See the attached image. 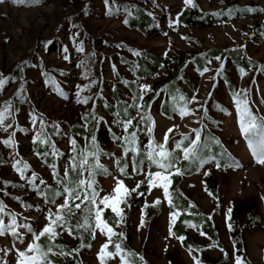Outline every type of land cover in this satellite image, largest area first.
<instances>
[{"label":"rangeland","instance_id":"obj_1","mask_svg":"<svg viewBox=\"0 0 264 264\" xmlns=\"http://www.w3.org/2000/svg\"><path fill=\"white\" fill-rule=\"evenodd\" d=\"M194 3L196 7L186 6L184 0H39L38 3L28 0L23 4L4 0L0 3V77L5 79L0 87V111L11 102V115L4 124L12 125L7 131L0 128V201L7 206L6 211L17 215L18 223L30 224L33 232H38L46 223L47 210L55 211V206L46 203L45 196L20 178L13 167L17 159L29 165L26 176L35 173L46 182L47 187L39 180L36 183L47 200L55 198L57 204L63 202V197H54L62 187L57 180L66 169L70 180L77 179L79 169L72 171L70 162L81 150L91 147L93 136L102 150L99 162L106 169L96 175L101 196L112 192L117 179H122L129 189L145 180L147 164L144 162L140 167L143 173L134 172L136 153L125 156L119 143L123 140L116 139L135 130L132 127L128 133L124 132L119 121L128 118L122 112L129 111L136 118L134 121H138L134 105L142 103L141 113L150 115L155 124L151 136L146 130L147 122L137 132L141 153H146L150 139L163 143L170 128L174 131L166 145L169 150L175 149L174 141L180 140L182 134L198 129L202 142L210 131L228 153L226 160H218L220 168L215 166L216 159L206 158V162L198 165V171L183 177L179 185L191 204L210 217L216 239L203 228H190L203 248L191 252L185 249L181 240L169 231L170 214L176 210L167 202L163 189L154 187L144 203L140 204L141 195L135 193L128 198L130 207L121 205L123 223L112 226L124 238L113 237V242L121 243L124 248L130 235L132 248L138 258H144L143 264H172L170 257L176 259L175 264H196L193 257L200 264H236L237 256L242 258L241 264H264V165L255 162L241 133L234 101V93L240 92L243 98L246 91L253 113L264 116V38L260 32L264 28V11H260L264 9V0H194ZM233 4L239 7V12L229 21L210 26L176 23L184 9L215 12ZM212 48L242 49L251 61V68L246 70L229 58H210L205 59L203 70L199 71L200 66L188 55L185 66L174 78L159 63L153 66L151 75L140 72L141 62L151 61L153 56L164 60L180 57L183 52L200 54ZM137 52L140 54L136 55ZM228 79L232 88L226 82ZM171 82L182 89L180 98L191 100L195 96L197 102L187 105L195 115L180 117L177 109L184 103L180 98L178 102L182 103L169 107L168 115L162 112L168 92L165 87ZM158 83L165 84L159 95L154 93ZM141 85L152 89L144 94L142 101L136 99ZM151 94L156 97L151 107L146 108L144 99ZM116 96L123 102L122 109L116 108ZM83 97L91 99L87 104L78 103ZM33 115L37 117L35 124ZM89 116L95 117L99 132H88L85 117ZM20 128L25 131H19ZM13 132L15 146L10 148L2 141ZM37 133L46 137L45 143L36 141ZM72 140L76 141L75 152ZM232 160L239 166L228 167ZM52 165L59 177L53 176ZM121 167L126 174H121ZM211 180L216 181L217 196L208 188ZM157 199L161 203L153 206ZM238 204L247 207L256 204V210L247 213L234 227L230 224L229 209ZM142 219L144 226L140 227ZM4 220L7 224L10 218L4 216ZM18 231L23 234V240L10 234L0 236V249H5L0 251V264H17L16 249L24 251L32 241V233L27 229ZM59 237L70 244L74 242L67 232ZM106 242L107 237L97 230L96 239L89 243L91 247L79 251L81 264H100L97 254ZM110 247L107 251H114ZM106 264L122 262L117 256L107 259Z\"/></svg>","mask_w":264,"mask_h":264},{"label":"snow or ice","instance_id":"obj_2","mask_svg":"<svg viewBox=\"0 0 264 264\" xmlns=\"http://www.w3.org/2000/svg\"><path fill=\"white\" fill-rule=\"evenodd\" d=\"M28 0H13V3L23 4L27 3ZM34 2H39V0H34ZM0 3H4V0H0ZM184 4L190 7H196L194 0H184ZM245 11L254 12L257 9L248 8ZM260 11H264V9H260ZM232 10L230 9L228 14L230 15ZM221 13H214V15H220ZM127 23V21H125ZM176 23H179V18L177 17ZM82 50V49H81ZM140 53L137 52L136 55ZM216 59H220L217 57ZM204 71H208L207 68ZM222 71L218 70V74ZM203 74V73H201ZM5 83V79L0 77V87H3ZM89 87V86H86ZM140 96L139 100H143L144 94L146 92L152 91L149 85H141L139 86ZM84 89H81L83 91ZM63 95V92L60 93ZM19 95V93H18ZM79 95V94H78ZM159 95V93H157ZM90 97H83L78 99V103L87 104L90 100ZM184 101L183 106L177 109L181 118L187 115H195V111L189 110L187 105L189 103H196V98L193 96L191 100H185L184 97L180 98ZM234 101L236 104L237 112H238V122L244 139L247 142V145L251 151V154L254 157L256 163L260 165H264V116H260L256 113H253L252 108L249 106V101L247 98V92L244 91L243 98H241V93H234ZM139 114V120L136 124H133V121L136 119L135 117H129L126 120L119 121L121 127L123 128L125 133H128V129L134 127L135 130L131 133L123 137H116V139H122L124 141L123 154L125 156L128 155L129 152L133 154L139 151L137 146L138 136L137 132L140 130L141 125H144L147 122V133L151 136L152 127L155 124V121L152 120L150 115L142 114L141 110L144 108L142 103H138L134 105ZM150 108L151 105L149 104ZM11 102H9L3 111H0V128L4 131H7L8 128H11L12 125L5 126L4 121L8 116L11 115ZM206 114V113H205ZM95 118V117H94ZM33 124L36 123L37 117L33 115L31 117ZM42 119V118H40ZM87 119V117H85ZM19 131H25L20 128ZM174 131V128H170L167 130L164 136L163 143H156L153 140H149V143L146 146V159L152 165H154L158 170L155 172L148 171L143 173L142 168H137L135 163L133 165L134 172L143 173L145 175V180L137 183L135 188L129 189L122 179H117L116 184L111 193L101 196L98 184L96 182V175L98 172H106L103 165L99 162V157L102 153V150L99 149L96 144L95 136L92 137L91 141V151L81 150L76 156L72 157L69 168L72 171H76L79 169L77 179L72 181L69 179V173L66 169L64 175L57 180V183L62 185L61 189L54 193V197H63V202L57 204L56 199L53 198L51 201L47 200V196L43 192V189L39 188L37 185V180L39 183L47 187L45 181L40 179L35 173H32L30 177L26 176L25 173L29 169V165L17 159L13 167L20 174V178L24 179L29 183L37 192L45 196L46 203H51L55 206V211L52 208L47 210V214L45 216L46 223L38 232H33L30 224H20L17 220V215L15 213L6 211L7 206L4 205L3 201H0V236H5L10 234L15 237L17 240H23V234L18 231L19 228H25L28 232L32 233V241L27 245L24 251H20L16 249L18 259L17 264H54V261L51 257L55 256H71L73 253L79 254L81 248L91 247V244H84V234L87 233L90 235L91 239H96L97 230L104 236L107 237V242L104 243L100 251L98 252V260L100 264H106L107 259H115L119 256L122 264H131L129 261V257L136 256L137 254L131 251H127L122 247L121 243H114L113 245V237L124 238V234L117 233L114 230L112 224L109 223L107 219L104 218V212L106 210H110L112 214H114L111 219L113 223L117 226L123 223L124 220V209L121 205H128V198L132 195V193H137V195H144L143 192H140L139 189L141 185H146L149 193L152 188L159 187L163 189V195L166 198L169 205L175 208V205L171 199V193L169 192V187L172 183L171 177L173 175H183V172L178 167V163L180 159L189 160V161H197L198 163H204L206 161L201 160V152L204 150L206 145L201 141V132L198 129H192L189 134H182L180 140L174 141V147L177 150H180L181 156L175 157L173 155V151L167 149L166 145L168 143L169 134ZM194 134V135H193ZM15 132L11 133L9 137L2 141V143L7 147H14ZM36 141L40 143L46 142V137H44L41 133H37ZM34 141V142H36ZM185 141H187V146H185ZM219 143V141H216ZM72 150L76 151V141L72 140ZM54 155H59L58 152L53 151ZM37 155H47V153L41 154L37 153ZM91 159V162H90ZM215 159L214 157L212 158ZM217 168L221 167V164L217 161L215 163ZM228 167H236L239 166L236 161H229L227 164ZM53 169V176L59 177V173L55 171V165L51 166ZM121 174H126L125 168H120ZM85 173L87 176L85 177ZM15 186V185H13ZM207 190V189H206ZM7 195V193H5ZM19 199V198H17ZM161 201L157 199L153 206L160 204ZM28 207H31L28 205ZM145 207H148L145 204ZM194 207V206H193ZM231 209H229V212ZM80 213V215H77ZM180 215L178 211H173L170 214L171 222L174 224L176 218ZM4 216H8L10 218L9 223H5ZM27 219V218H25ZM210 219V217H209ZM185 223H188L185 221ZM144 226L143 219L141 220L140 227ZM189 226L196 228L197 225L190 224ZM59 230V231H58ZM170 234L174 235L171 232ZM63 232H67L69 236H73V238H77L81 240V244L79 247L72 249L70 251H65V246L63 244L56 243L57 238L63 234ZM201 235H205V233L201 232ZM42 237H47L46 246H42L39 241ZM177 239L183 241L184 237H177ZM110 246L114 247V251H107ZM0 251H5V249H0ZM191 247L189 248V252H191ZM196 264H200L199 260L196 257H193ZM236 264H241L242 258L237 256ZM139 261L143 262L144 258L142 256L139 257ZM146 264V262H145Z\"/></svg>","mask_w":264,"mask_h":264},{"label":"trees","instance_id":"obj_3","mask_svg":"<svg viewBox=\"0 0 264 264\" xmlns=\"http://www.w3.org/2000/svg\"><path fill=\"white\" fill-rule=\"evenodd\" d=\"M213 1H216V0H213ZM230 9L232 10V12L229 15L228 12ZM238 12H239V7L235 6V4L231 5L230 7L224 10L215 11V12H203L198 8H192V9H184L180 13L178 18H179V22L182 24H200L204 26H210L216 23L229 21L232 18L236 17ZM214 13H221V14L214 15ZM243 14H248V13L244 12ZM260 32L262 33L261 36L264 38V28H262ZM188 55H191V59L198 66H200L198 69L199 71L203 70L202 66H203V63L205 62V59L209 60L210 58H217V57H219L220 59L229 58L235 64L240 65L241 67H244L246 70H249L251 68V61L243 53L242 49L239 48L235 50H226V49H221V48H212L200 54L195 53V52L194 53L183 52L180 55V57H168V58H165L164 60H162L160 57L153 56L149 59L151 61L143 60V62H141L140 72H143V74L145 75H151L153 73V66L156 63H159V64H163L162 66H164L165 71L169 74L170 77L174 78L179 72V70L185 66L184 64H186ZM172 65H174L173 70L170 69V66ZM226 82L232 88L233 84L231 83V81L228 79L226 80ZM164 86L165 84L163 85V83L162 84L158 83L154 88V93L157 94L158 92L162 91L164 89L163 88ZM191 87L194 89L193 83H191ZM165 88L168 89L167 99H165L164 102L162 103L161 110L165 115H168L169 107H172L173 105L175 106L176 103L177 105L182 103V102L180 103L178 102L182 89L175 82H171L167 84ZM156 94L154 95L151 94L150 96L146 97V99H144L146 100L145 101L146 108H149L148 105L152 104L153 100L156 97ZM138 96H140V93L139 95H137L136 99L139 98ZM122 106H123V102L120 100V98L117 97L116 108L122 109ZM122 115L125 116L126 118L131 117V114L129 111H126V112L123 111ZM86 120L88 121L87 130L90 134L99 132L100 128L96 124L94 117L89 116L87 117ZM136 122L137 121H133V124L134 123L136 124ZM103 132L105 133V130ZM89 138L90 136L88 137V142L90 144ZM216 141H219L216 135H213L210 131H207L206 138L203 142L206 145V147L200 154L201 160L204 161L206 158L214 157L217 161L220 160L221 162H223L224 160L228 158L227 157L228 153L223 148L221 142L219 141V143H216ZM119 143L123 145L124 141L122 142L119 141ZM91 150H92L91 147L87 149V151H91ZM170 151H173V155L175 157L181 156L180 150L173 149ZM144 162L147 164L149 171L155 172L158 170L154 165L148 162V160L146 159V153H141L140 151H138L135 154L136 167L139 169L141 165L144 164ZM199 164L200 163H198L197 161H189V160L180 159L178 163V167L183 172V175H173L172 183L169 187V191L172 193L171 199H172L173 204L175 205V208L173 209L176 211H179L180 213V215L176 218L175 223L174 224L172 223V226H171L172 233H174L175 237H184V240L181 241L183 247L187 250H189V248L191 247L192 251L201 250L203 248V245H201L194 238V236L190 233L189 229L193 228L189 226L190 224L197 225L195 229L203 228L207 234L211 235L213 238L216 239V235L214 234L215 229L213 226V222L211 219H209V216L207 215V213H204L202 210L192 205L189 199H187L179 190V185L181 181L183 180V177L190 176L194 174L196 171H198ZM208 188L215 196L218 195L217 184L215 180H211L210 185H208ZM139 191L144 193V195H141L140 197H138L140 200V204H142L144 203L146 197L148 196L149 191L146 185H141ZM132 194H135V192ZM49 197H51V195H49ZM255 210H256V204L251 205L250 207H247L246 204H238L234 206L231 210L230 224L234 227H237L241 223L242 218L247 213L249 212L253 213ZM77 215H80V213H77ZM112 216L113 214L111 213L110 210H106L104 212V218L107 219L110 224L115 225L111 219ZM185 221H187L188 223H185ZM39 242L42 246H46L47 237H42ZM90 242H91V237L89 235L87 236V233H85L83 243L89 244ZM131 242H132L131 236L128 235L126 239V243H125L126 245L124 246V248L127 251L134 252ZM56 243L63 244L65 246V251H70L72 249L79 247V245L81 244V240L74 238V242L70 244L64 238L58 237L56 240ZM113 245H114V242H113ZM63 257L64 256H55V257H51V259L54 261V264H81L80 254L77 255L73 253L66 260H64ZM128 259L131 262V264H143L141 261H139V258L137 255L129 257ZM170 259L172 261V264H175L176 259L174 257H170Z\"/></svg>","mask_w":264,"mask_h":264}]
</instances>
